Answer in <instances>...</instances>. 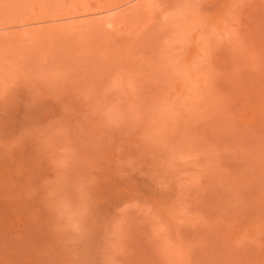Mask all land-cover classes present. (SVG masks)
Segmentation results:
<instances>
[{
  "label": "rangeland",
  "instance_id": "obj_1",
  "mask_svg": "<svg viewBox=\"0 0 264 264\" xmlns=\"http://www.w3.org/2000/svg\"><path fill=\"white\" fill-rule=\"evenodd\" d=\"M0 264H264V0H0Z\"/></svg>",
  "mask_w": 264,
  "mask_h": 264
}]
</instances>
